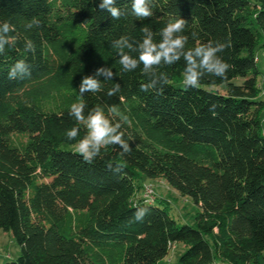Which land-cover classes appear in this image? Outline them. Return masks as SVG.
I'll use <instances>...</instances> for the list:
<instances>
[{
	"label": "trees",
	"instance_id": "trees-1",
	"mask_svg": "<svg viewBox=\"0 0 264 264\" xmlns=\"http://www.w3.org/2000/svg\"><path fill=\"white\" fill-rule=\"evenodd\" d=\"M99 3L0 0V21L16 28L13 46L0 54V230L20 248L4 264H165L178 242L185 245L179 264H264V100L256 65L257 51L264 52V0H151L153 15L143 20L132 14L131 0H116L120 19ZM33 17L41 26L26 29ZM179 17L188 21V47L231 42L219 54L232 66L228 79L206 76L199 84L221 90H186L183 59L160 69L170 76L163 95L140 91L142 65L122 70L114 40L140 41L146 25L159 41L160 29ZM21 59L31 76L9 80ZM99 67L115 76L99 77L101 91L84 94L85 114L117 105L131 120L122 131L132 151L109 146L89 165L64 132L79 126L77 139L85 134L69 108L83 76ZM117 82L121 91L108 97ZM141 176L190 197L199 207L194 224L180 225L167 206L154 205L153 190L137 196ZM137 205L149 212L129 224Z\"/></svg>",
	"mask_w": 264,
	"mask_h": 264
},
{
	"label": "clouds",
	"instance_id": "clouds-1",
	"mask_svg": "<svg viewBox=\"0 0 264 264\" xmlns=\"http://www.w3.org/2000/svg\"><path fill=\"white\" fill-rule=\"evenodd\" d=\"M151 0H131V12L138 19H148L153 15L150 7ZM99 10L107 11L111 18L120 19L124 13L116 6V0H100ZM188 21L179 17L170 19L159 31V41L155 40V33L148 27L142 26V40L134 41L128 36H121L112 42V47L117 50L119 64L124 72L135 71L141 68L142 74L147 78L146 83L140 84V91H154L157 95H163L165 88L169 86L170 76L167 72L161 71L163 66H172L181 59L184 61L183 83L185 89H195L201 80L206 76L218 77L221 80L228 79V72L231 65L226 62L220 53L231 47L230 41H212L206 43H196L188 47L189 36L185 35ZM41 21L33 17L24 25L26 29L39 28ZM15 25L8 21H0V54L5 52L6 46L11 47L15 42V37L10 33L15 32ZM193 40L197 39L195 32L191 33ZM25 50L35 52V45L31 40L25 41ZM135 53L136 55H132ZM31 76L30 65L23 59L18 60L8 71V79H24ZM112 80L115 73L110 67H99L94 75H85L78 86L79 98L72 103L69 108V115L75 118L77 125H83L85 134L80 136V127L73 126L64 132L68 141H76L74 145L75 154H79L83 161L89 165L101 156L102 150L109 146H119L123 154H130L132 148L124 139L125 132L122 131L124 125H131V120L127 114L121 111L117 105L94 106L85 114L87 105L84 102V94L98 93L102 89L101 80ZM121 91L120 83H114L108 89L106 95L113 97ZM122 100L123 97H120ZM107 107V112L105 111ZM217 105L212 104L210 112H215ZM106 168L116 174L123 171L121 165L106 164ZM149 209L137 205L133 217L129 224L143 222Z\"/></svg>",
	"mask_w": 264,
	"mask_h": 264
},
{
	"label": "rangeland",
	"instance_id": "rangeland-1",
	"mask_svg": "<svg viewBox=\"0 0 264 264\" xmlns=\"http://www.w3.org/2000/svg\"><path fill=\"white\" fill-rule=\"evenodd\" d=\"M256 65L259 70L257 81L262 90L261 98L264 100V52L262 50H258L256 53ZM172 84L182 86V84H177L175 81ZM199 86L205 90H221V88L211 85ZM262 116H264V111ZM137 184H140V188L136 192L137 196L142 195L143 189L151 188L156 195L154 205L161 207L167 206L169 214L180 225L188 224L192 226L194 224V217L199 211V207L190 197L181 195L162 179H151L146 176H141ZM184 250L185 245L183 243L178 242L172 244L168 254L163 258V262L165 264H179V258ZM19 254L20 248L12 234L0 230V264L15 260Z\"/></svg>",
	"mask_w": 264,
	"mask_h": 264
},
{
	"label": "built area",
	"instance_id": "built-area-1",
	"mask_svg": "<svg viewBox=\"0 0 264 264\" xmlns=\"http://www.w3.org/2000/svg\"><path fill=\"white\" fill-rule=\"evenodd\" d=\"M151 193H152V189L151 188H146L144 196H146L148 194H151Z\"/></svg>",
	"mask_w": 264,
	"mask_h": 264
}]
</instances>
